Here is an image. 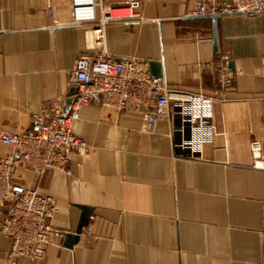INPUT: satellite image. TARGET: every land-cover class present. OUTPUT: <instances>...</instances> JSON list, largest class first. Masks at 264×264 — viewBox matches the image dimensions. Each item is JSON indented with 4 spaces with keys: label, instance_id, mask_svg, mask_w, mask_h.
<instances>
[{
    "label": "crops",
    "instance_id": "1",
    "mask_svg": "<svg viewBox=\"0 0 264 264\" xmlns=\"http://www.w3.org/2000/svg\"><path fill=\"white\" fill-rule=\"evenodd\" d=\"M135 1L136 17L105 27L116 59L159 62L172 99L213 94L219 67L233 74L217 91L201 158L176 153L169 119L143 131L141 106L84 105L72 131L89 152L71 156L70 175L21 161L13 171L14 182L53 197L50 226L63 235L39 259H10L1 205L0 264H264V169L252 166L254 142L264 157V12L218 15L215 50L213 18L189 14L196 0ZM70 10V0H0V128L20 132L44 105L63 108L74 59L100 52ZM10 152L0 142V156ZM82 207L92 235L65 246Z\"/></svg>",
    "mask_w": 264,
    "mask_h": 264
},
{
    "label": "built area",
    "instance_id": "2",
    "mask_svg": "<svg viewBox=\"0 0 264 264\" xmlns=\"http://www.w3.org/2000/svg\"><path fill=\"white\" fill-rule=\"evenodd\" d=\"M70 2V23L84 25L85 32L94 35L100 52L80 54L74 59L69 83L77 90L66 115L62 103H49L32 115L27 129L12 132L0 128V142L11 149L9 154L0 156V206L7 204L1 230L10 242V259L19 256L39 259L45 254L51 237L63 235L50 226L55 210L53 197L14 182L13 171L15 164L21 161L38 173L55 169L70 175L71 156L84 157L89 152L87 141L72 131L73 122L79 118L84 105L95 103L117 110L141 106V129L150 133L160 120L169 119L176 153L199 159L203 144L214 129L212 119L217 91L233 83V74L226 67H219L213 94L192 92L172 99L164 79L152 76L147 62L116 59L104 44L108 23L137 16L133 11L137 7L135 0H128L124 6L106 4L103 0ZM115 10L120 13L115 15ZM48 11L51 15L50 8ZM262 12L264 0H196L189 14L255 15ZM252 153V166L264 169L259 143H253ZM81 234L91 236V225H86Z\"/></svg>",
    "mask_w": 264,
    "mask_h": 264
},
{
    "label": "water",
    "instance_id": "3",
    "mask_svg": "<svg viewBox=\"0 0 264 264\" xmlns=\"http://www.w3.org/2000/svg\"><path fill=\"white\" fill-rule=\"evenodd\" d=\"M209 17L213 18V36H212V40H213V47L216 50L217 49V24H216V18L217 15H208ZM148 68L150 70V73L152 76L155 77H161L162 76V69L160 67V63L156 62V61H149L148 63ZM76 87L71 86L68 94H67V98L64 101L63 104V114H67L70 110V106L73 102V97L72 95L76 92ZM83 212L82 215L80 217L78 226L75 230V232L73 234L71 233H65L64 237H65V246H72L73 244H75L76 242H78L79 238H80V234L82 231V228L85 227L86 225H88L89 223V219H90V215H91V208L89 207H82Z\"/></svg>",
    "mask_w": 264,
    "mask_h": 264
},
{
    "label": "bare ground",
    "instance_id": "4",
    "mask_svg": "<svg viewBox=\"0 0 264 264\" xmlns=\"http://www.w3.org/2000/svg\"><path fill=\"white\" fill-rule=\"evenodd\" d=\"M120 13V10H115L114 11V14L116 15V14H119Z\"/></svg>",
    "mask_w": 264,
    "mask_h": 264
}]
</instances>
